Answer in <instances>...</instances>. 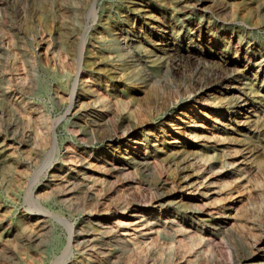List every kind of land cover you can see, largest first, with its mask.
I'll use <instances>...</instances> for the list:
<instances>
[{"label":"rangeland","instance_id":"rangeland-1","mask_svg":"<svg viewBox=\"0 0 264 264\" xmlns=\"http://www.w3.org/2000/svg\"><path fill=\"white\" fill-rule=\"evenodd\" d=\"M71 226L66 264H264V0H0V264Z\"/></svg>","mask_w":264,"mask_h":264},{"label":"bare ground","instance_id":"bare-ground-1","mask_svg":"<svg viewBox=\"0 0 264 264\" xmlns=\"http://www.w3.org/2000/svg\"><path fill=\"white\" fill-rule=\"evenodd\" d=\"M80 69V68H79ZM75 88L76 85L74 84L73 86V90L70 93V100H72L74 98L75 95ZM97 102H99V100H96ZM95 101V103H96ZM97 104V103H96ZM98 105V104H97ZM250 106V103H248V101H242L240 104V109L243 110L246 107ZM246 112H251L250 110L246 111ZM104 114V112H98L97 108L94 107L92 108V112H90L87 115V118L89 119V117H92L91 123L93 126H100L102 124V120H101V116ZM104 116V115H103ZM97 128V127H96ZM101 128V127H100ZM128 128V127H127ZM98 129V128H97ZM95 130V129H94ZM135 132L134 127L131 128L129 127L123 134L122 136L117 134V133H112L108 136V140L110 141V143L115 144L116 148H121L120 153L125 154L126 159H127V155H130L128 157L130 158H135L137 159V163L139 165H144V166H149L150 162L147 159V156L144 155L142 152H140L139 148L135 147L134 145H139L141 140H144V138L142 137H129L131 136L133 133ZM129 140V143H126L125 141ZM118 147V148H117ZM130 149L133 150V152L130 151ZM131 160V159H130ZM152 165V164H151ZM138 166V165H137ZM165 195V194H164ZM152 198V197H151ZM186 198V200H185ZM180 197L178 199H176L174 201L175 205H177V207H181V208H186V207H193L195 208L198 212H202L201 209V204L199 203L200 201H198V199H196L193 196H187V197ZM185 200V201H184ZM165 202V201H164ZM38 206V205H37ZM169 217V216H168ZM69 239H68V245H66V249H65V256L63 257V261L61 264H66L67 261L71 260V257L73 256V250H72V243H73V238H72V234H73V227H70V232H69ZM62 260V259H61ZM68 263V262H67Z\"/></svg>","mask_w":264,"mask_h":264}]
</instances>
